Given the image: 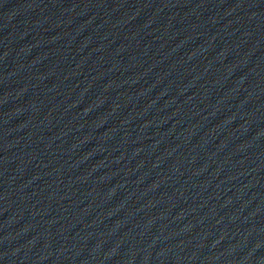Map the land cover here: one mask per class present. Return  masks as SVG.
<instances>
[{
	"label": "water",
	"instance_id": "1",
	"mask_svg": "<svg viewBox=\"0 0 264 264\" xmlns=\"http://www.w3.org/2000/svg\"><path fill=\"white\" fill-rule=\"evenodd\" d=\"M0 264H264V0H0Z\"/></svg>",
	"mask_w": 264,
	"mask_h": 264
}]
</instances>
